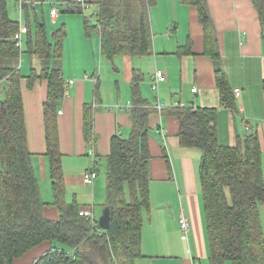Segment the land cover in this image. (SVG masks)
<instances>
[{
  "label": "crops",
  "instance_id": "1",
  "mask_svg": "<svg viewBox=\"0 0 264 264\" xmlns=\"http://www.w3.org/2000/svg\"><path fill=\"white\" fill-rule=\"evenodd\" d=\"M99 1L83 3L85 10L89 7V11H94L92 19L88 16L94 26ZM179 2L175 7L176 17L170 8V15H165L162 0H156L151 6L152 49L145 55L108 54L102 47V28L94 27L98 31L96 39L90 36L91 31L86 30L84 22V35L91 43L86 37L78 39L77 50H82L69 58L65 24L58 30L48 28L51 36L63 33L64 39L62 54L54 59H58L57 65L51 63L61 69L64 93L49 119L45 109L49 79L30 80L33 72L39 74L43 70L45 62L27 53L26 41L19 59L27 145L47 203L44 214L49 219L60 217L54 204L50 145L53 143L61 155L66 201L78 203L82 209H94L99 223L106 194L103 200L98 177L93 184H86L84 173L95 168L100 173V166H104L106 175L113 136H130L135 85L139 99L154 108L149 116L150 205L144 212L142 254L136 264H210L200 182L202 150L181 145L180 122L172 107L215 109L214 125L218 141L224 146H233L239 136L255 131L260 140L264 173V29L258 6L254 0H205L201 10L197 5ZM57 4L62 3L50 2V15L52 5ZM202 13L207 17L206 22ZM18 19H22L20 13ZM208 41L216 58L208 52ZM157 70H162L166 79L154 90ZM218 71L226 76L237 112L222 101ZM193 88L197 90L192 91ZM236 88L241 89L239 97L235 94ZM158 100L166 109L161 111L156 107ZM92 146L95 156L90 154ZM98 201L102 207H99V216ZM260 211L264 225V202ZM182 213L192 221V230L187 236L179 224ZM54 250L55 244L45 241L15 258L12 264H36Z\"/></svg>",
  "mask_w": 264,
  "mask_h": 264
},
{
  "label": "trees",
  "instance_id": "2",
  "mask_svg": "<svg viewBox=\"0 0 264 264\" xmlns=\"http://www.w3.org/2000/svg\"><path fill=\"white\" fill-rule=\"evenodd\" d=\"M30 1L37 0H27L21 9L18 7L22 15L19 20L12 13L10 0H0V264H12L15 258L45 241L55 244L56 250L42 256L36 264H136L142 254L144 212L150 205L149 116L154 108L139 99L135 85L131 134L114 135L107 158L105 207L111 213L109 228L103 229L98 220L94 227L80 214L82 208L78 203L66 201L61 155L53 143L49 156L54 204L60 217L47 218L44 214L47 203L27 145L19 69L23 52L16 46L14 35L21 25L26 26L27 53L45 62L43 70L39 74L33 72L30 80L49 79L47 119L64 93L61 69L51 65L62 54L64 39L63 33L50 35L45 4L41 3L40 12L39 4L33 7ZM59 1L66 11L84 13V4L78 0ZM182 1L204 10L205 0ZM254 1L264 29V0ZM19 2L16 0L18 6ZM155 2L100 0L95 27L102 28L103 50L110 55L148 54L152 49L150 8ZM202 18L207 21L205 13ZM90 22L85 17L88 32L92 29ZM209 45L208 41V52L216 58ZM218 86L224 104L237 112L226 76L220 71ZM172 109L180 122L181 145L202 150L200 182L209 263L264 264V225L260 211L264 202V173L258 134L252 130L239 136L235 145L224 146L218 141L214 125L215 109L194 106ZM95 170L99 176L98 169Z\"/></svg>",
  "mask_w": 264,
  "mask_h": 264
},
{
  "label": "rangeland",
  "instance_id": "3",
  "mask_svg": "<svg viewBox=\"0 0 264 264\" xmlns=\"http://www.w3.org/2000/svg\"><path fill=\"white\" fill-rule=\"evenodd\" d=\"M47 1H48V3H46L44 6V12H45V17H46L47 27L52 28V29L56 28L54 30H58V27H60L62 24H65V26H66L65 29L67 31V35L65 37V48L68 49V45H69L67 56L70 58L82 50V49L77 50L79 48V43L77 44V41H78V39H82V38L85 39L86 36L84 35V31H83V25L85 22V17H88L91 14L93 15L94 11H92V10L89 11V9H88L89 7H88L87 10H84V13L69 12V11H66V6L64 4H57L56 6L58 7V9H60V12H59L58 17L53 18L50 15V7H51L50 2L55 1V0H47ZM10 4H11V8H12V13H14L16 16L15 18L18 19L19 10H18V4L16 3V0H10ZM178 5H180L179 0H173V1L172 0H166V1L162 0L161 7L163 8L165 15H170L168 12V9L170 8L171 9L170 11L172 12V16L176 17L175 7ZM123 8H125V6ZM154 8L155 7H152V9H154ZM37 9L40 10V12L42 11V7H40V6ZM152 9H151V13H152ZM92 15L90 16L91 18H93V16H94V15L93 16ZM63 20H67V21H63ZM58 22H59V25H58ZM90 23L92 25L90 36L93 35L94 38L98 39V35H97L98 31L96 28H94L95 26H94L93 22H90ZM54 24L58 25V26L55 27ZM86 39H88V41L91 43V40L89 38L86 37ZM94 45H95V47L98 46L96 41H95ZM57 63H58V59L52 61V64L55 66L57 65ZM98 178H99L98 181H100L102 183L101 191H103V200H105L106 175H105V167L104 166H100V173H99ZM97 204H98L97 214L99 216L101 213V210L99 213V207H101V203L98 201Z\"/></svg>",
  "mask_w": 264,
  "mask_h": 264
},
{
  "label": "built area",
  "instance_id": "4",
  "mask_svg": "<svg viewBox=\"0 0 264 264\" xmlns=\"http://www.w3.org/2000/svg\"><path fill=\"white\" fill-rule=\"evenodd\" d=\"M78 1H80L82 3L85 2V0H78ZM25 2H27V0H20L18 7L21 9V7L23 6V4ZM45 2H48V1L47 0H43V1L37 0V1L31 2V3H32V6L34 7V5H36V4H41V3H45ZM58 13H59V9L55 5H53L52 9H51V16L53 18H56ZM27 31H28V28L24 25H21L19 32H17L14 35L15 44L21 51H22L23 45H24V34ZM87 78H89V77H87ZM165 79H166V76H165L164 72L162 70H157L155 75H154V78H153L152 88L154 90H158L160 82L164 81ZM196 90H197L196 88L192 89V91H196ZM235 94L239 97L241 95V89L236 88ZM156 107L162 111L164 109L165 105H164V103H162L158 100V102L156 103ZM90 154L92 156H95L93 146L90 150ZM97 177H98V172L95 169H89L88 171H86L84 173V182L86 184H93ZM80 214L85 216L86 218H88L93 223L94 227L96 226L97 222H96V216H95L94 209H92V208L82 209L80 211ZM179 224H180L182 231L187 236L192 230V221L190 220V218L187 215L182 213L179 216Z\"/></svg>",
  "mask_w": 264,
  "mask_h": 264
},
{
  "label": "water",
  "instance_id": "5",
  "mask_svg": "<svg viewBox=\"0 0 264 264\" xmlns=\"http://www.w3.org/2000/svg\"><path fill=\"white\" fill-rule=\"evenodd\" d=\"M110 221H111V213H110V208L108 206H106L103 209V213L99 218V225L103 228V229H108L110 226Z\"/></svg>",
  "mask_w": 264,
  "mask_h": 264
}]
</instances>
